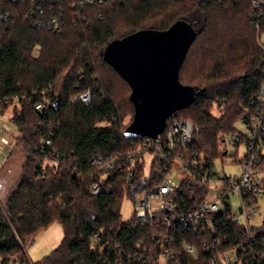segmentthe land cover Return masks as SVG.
<instances>
[{
    "label": "trees",
    "instance_id": "1",
    "mask_svg": "<svg viewBox=\"0 0 264 264\" xmlns=\"http://www.w3.org/2000/svg\"><path fill=\"white\" fill-rule=\"evenodd\" d=\"M47 2L0 0V12L8 13L0 25V114L16 126L13 148L25 154L18 183L0 203V264H27L26 245L54 222L62 226L61 242L33 264H138L140 242L150 243L156 226L139 223L134 214L123 220L120 206L157 179L152 169L146 177L140 163L128 179L127 167L103 175L89 161L94 154L123 159L144 139L123 135L134 113L131 87L104 60L103 50L138 29H166L177 19L192 24L197 35L179 80L193 86L195 96L165 127L173 119L192 121L198 132L186 153L210 165L224 159L222 143L255 110L251 103L264 85V8L259 15L253 0H108L76 14L68 0ZM59 8L62 25L54 31L48 20ZM86 91L88 102L74 100ZM44 161L52 165L43 167ZM259 165L263 169L264 154ZM202 191L183 182L179 202L195 192L201 198ZM219 235L229 247H246L241 264H264V220L246 228L222 219ZM174 237L186 263L206 264L204 250L196 259L182 251L183 240L200 239L189 226H178Z\"/></svg>",
    "mask_w": 264,
    "mask_h": 264
},
{
    "label": "built area",
    "instance_id": "2",
    "mask_svg": "<svg viewBox=\"0 0 264 264\" xmlns=\"http://www.w3.org/2000/svg\"><path fill=\"white\" fill-rule=\"evenodd\" d=\"M37 0H31L34 3ZM47 4V0H41ZM54 3L56 0H49ZM69 7L81 14L88 6L102 4L108 0H68ZM262 14L264 0H253ZM54 9L51 5L50 11ZM63 9L53 12L48 20V26L59 31L62 25ZM8 18V13L0 12V25ZM264 34L260 38L263 41ZM74 100L88 102L90 92L86 91L74 97ZM253 112H248L239 120L244 125V131L237 129L231 144L238 148L244 144L242 157H235V162L241 165L239 176L219 174L214 170V163L207 165L203 157L197 153H186L193 135L198 127L184 118L173 119L156 137L144 136L140 146L123 159L107 154H94L90 157L91 164L97 166L104 174L124 171L128 179L133 178L135 166L140 163L143 173L149 176L153 170L155 179L150 187L138 191L135 198L133 214L139 223L154 222L156 229L150 243L140 242L139 253L134 258L138 264H188L178 250L174 237L178 226L190 227L194 234L200 237L196 243L183 240L182 251L198 258L201 250L208 255L206 264H241L246 253V247L236 245L229 247L220 241L219 226L222 219L232 224L253 228L250 219L257 213L259 199L264 197V171L259 163L264 154V85L260 89ZM40 104L36 105L39 108ZM164 132V133H163ZM163 133V134H162ZM48 142V141H46ZM225 153H227L226 145ZM237 151L233 152L236 156ZM146 156L150 159L148 169ZM59 160L54 165L57 167ZM44 167L45 165L42 164ZM194 182L203 187V197L198 192L179 202L183 182ZM101 178L94 180L92 192H99ZM236 194L239 198V208H233L230 197ZM222 216V217H221ZM13 264H21L14 259ZM27 264H33L29 259Z\"/></svg>",
    "mask_w": 264,
    "mask_h": 264
},
{
    "label": "water",
    "instance_id": "3",
    "mask_svg": "<svg viewBox=\"0 0 264 264\" xmlns=\"http://www.w3.org/2000/svg\"><path fill=\"white\" fill-rule=\"evenodd\" d=\"M196 35L191 23L177 19L166 29L142 28L107 43L104 60L131 87L134 113L125 138L156 137L174 111L192 103L195 88L180 82L179 69Z\"/></svg>",
    "mask_w": 264,
    "mask_h": 264
},
{
    "label": "rangeland",
    "instance_id": "4",
    "mask_svg": "<svg viewBox=\"0 0 264 264\" xmlns=\"http://www.w3.org/2000/svg\"><path fill=\"white\" fill-rule=\"evenodd\" d=\"M264 38V36H263ZM74 98V97H73ZM12 105L8 108V112H10ZM1 115V114H0ZM4 118L8 119L7 114H3ZM6 119V120H7ZM237 129L244 131V125L241 122H237L235 124ZM3 130L6 128L1 127ZM226 141L222 143L221 148H224L226 145L227 153L224 156V159H218L214 162V170L219 174L239 176L242 172L241 165L238 162H235V157L240 158L245 152L244 144H240L237 149L231 144L230 137H226ZM15 146V145H14ZM13 146V147H14ZM237 151L236 156L233 155L234 151ZM25 161V154L21 148H13L12 154L8 162L0 169V203H4V201L9 196L11 190L18 183L22 165ZM150 159L146 156V166L145 169L149 168ZM51 166V161H44V165ZM264 171V165H263ZM230 201L234 209L239 208V198L236 194L230 197ZM135 205L134 200L131 197H125L120 206V214L121 218L125 221H128L133 216ZM264 220V197L259 199V208L257 213L250 219V224L252 226H260ZM63 237V229L59 222L52 223L47 229L39 232L25 247L26 255L28 259L33 263L37 262L42 257L48 255L55 247L59 245L61 239Z\"/></svg>",
    "mask_w": 264,
    "mask_h": 264
},
{
    "label": "crops",
    "instance_id": "5",
    "mask_svg": "<svg viewBox=\"0 0 264 264\" xmlns=\"http://www.w3.org/2000/svg\"><path fill=\"white\" fill-rule=\"evenodd\" d=\"M7 119V118H6ZM3 115H0V167L2 168L9 160L12 154L13 146L15 145L18 132L16 126L6 120ZM5 127L3 130L1 127Z\"/></svg>",
    "mask_w": 264,
    "mask_h": 264
}]
</instances>
